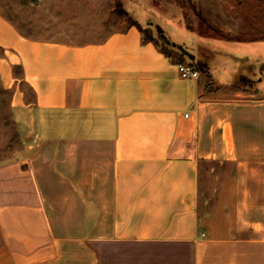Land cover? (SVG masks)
<instances>
[{"label":"crops","instance_id":"1","mask_svg":"<svg viewBox=\"0 0 264 264\" xmlns=\"http://www.w3.org/2000/svg\"><path fill=\"white\" fill-rule=\"evenodd\" d=\"M177 63L133 25L42 40L0 11L18 136L0 153V264H264V90Z\"/></svg>","mask_w":264,"mask_h":264},{"label":"rangeland","instance_id":"2","mask_svg":"<svg viewBox=\"0 0 264 264\" xmlns=\"http://www.w3.org/2000/svg\"><path fill=\"white\" fill-rule=\"evenodd\" d=\"M0 11L26 36L72 42L100 41L135 19L156 40L159 28L187 52L195 45L201 60L186 62L200 75L208 61L210 74L221 81L232 83L245 75L264 90V0H0ZM245 80L237 85L248 87ZM8 101L0 88V153L5 156L18 141ZM211 168L202 182L209 194L217 185Z\"/></svg>","mask_w":264,"mask_h":264},{"label":"trees","instance_id":"3","mask_svg":"<svg viewBox=\"0 0 264 264\" xmlns=\"http://www.w3.org/2000/svg\"><path fill=\"white\" fill-rule=\"evenodd\" d=\"M122 12V10L120 9ZM131 25L138 27L142 35H144V40L146 42L154 43L168 58L177 61L178 63H187V57L184 54L176 52L171 45H168L165 40L160 36V40H156L153 35L151 34V29L144 30L139 27L136 23H132ZM206 68L205 66L201 67L200 70L204 71Z\"/></svg>","mask_w":264,"mask_h":264},{"label":"built area","instance_id":"4","mask_svg":"<svg viewBox=\"0 0 264 264\" xmlns=\"http://www.w3.org/2000/svg\"><path fill=\"white\" fill-rule=\"evenodd\" d=\"M177 70L180 77L186 79H198L200 77V71L191 63H177Z\"/></svg>","mask_w":264,"mask_h":264},{"label":"water","instance_id":"5","mask_svg":"<svg viewBox=\"0 0 264 264\" xmlns=\"http://www.w3.org/2000/svg\"><path fill=\"white\" fill-rule=\"evenodd\" d=\"M157 32L159 33V35L165 40V42L168 45H171L173 48L177 49L181 54H184L187 58H189L190 60L194 61L195 58L194 56H192L189 52H187L183 47L181 46H176L175 44H172L164 35L163 31L161 29H157Z\"/></svg>","mask_w":264,"mask_h":264}]
</instances>
